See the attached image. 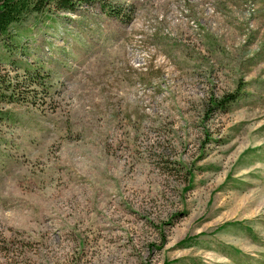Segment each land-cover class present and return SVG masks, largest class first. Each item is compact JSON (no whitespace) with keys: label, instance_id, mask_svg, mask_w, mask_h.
Listing matches in <instances>:
<instances>
[{"label":"rangeland","instance_id":"obj_1","mask_svg":"<svg viewBox=\"0 0 264 264\" xmlns=\"http://www.w3.org/2000/svg\"><path fill=\"white\" fill-rule=\"evenodd\" d=\"M0 264H264V0L0 35Z\"/></svg>","mask_w":264,"mask_h":264},{"label":"trees","instance_id":"obj_2","mask_svg":"<svg viewBox=\"0 0 264 264\" xmlns=\"http://www.w3.org/2000/svg\"><path fill=\"white\" fill-rule=\"evenodd\" d=\"M91 0H0V35L21 17L32 12H42L46 7L73 10L75 4ZM104 13H114V9L103 5Z\"/></svg>","mask_w":264,"mask_h":264}]
</instances>
